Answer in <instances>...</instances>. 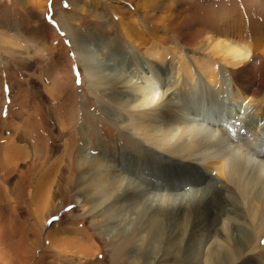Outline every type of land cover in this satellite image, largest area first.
Masks as SVG:
<instances>
[{
  "label": "bare ground",
  "instance_id": "6f19581e",
  "mask_svg": "<svg viewBox=\"0 0 264 264\" xmlns=\"http://www.w3.org/2000/svg\"><path fill=\"white\" fill-rule=\"evenodd\" d=\"M249 2L232 8L234 14H213L192 12L180 0H136L134 10L139 8L147 31L131 34L123 19L119 23L124 39L145 60L132 66L130 51L117 53L107 71L94 62L95 49L74 41V25L66 26L85 77L100 84L94 97L121 133L118 141L128 146L101 145L92 130L101 120L85 109L84 101L77 105L75 96L67 95L48 109L50 128L56 127L62 138L65 168L62 159L50 161L56 148L43 147L38 158L48 167L37 181L25 174L9 182V170L26 148L15 133L1 131L0 263L24 261L15 258L24 259V253L15 254L7 243L8 230L16 226L9 192L25 191L36 210L48 203L57 174L65 170L63 187L74 193L71 203L85 229L53 232L49 243L70 264L93 260L105 241L110 264H169L170 250L173 264H264V246H258L264 237V157H250L248 151L264 133L242 127L241 119L215 100L227 96L237 103L247 125L254 118L264 120V0ZM0 39L7 38L0 34ZM44 115L40 110L42 121ZM27 183L38 187L30 193ZM115 239H121L119 245ZM125 247L134 248L135 256L123 253ZM142 253L149 263L140 260Z\"/></svg>",
  "mask_w": 264,
  "mask_h": 264
},
{
  "label": "rangeland",
  "instance_id": "374dc122",
  "mask_svg": "<svg viewBox=\"0 0 264 264\" xmlns=\"http://www.w3.org/2000/svg\"><path fill=\"white\" fill-rule=\"evenodd\" d=\"M29 1L0 0V34L7 38L4 40L6 42L0 39V135L1 131L8 129V133H15L12 134L14 138L26 148V152L19 156L16 167L14 166L15 168L12 167L9 170L11 172L8 175L9 182H14L18 177L25 174L29 179H33L31 181H37V177L42 175L48 167L47 163L38 158L44 154L43 147L47 148L48 151L51 147L52 149L56 148L52 150L53 152L51 151L50 161H57L59 158L63 161L61 166L66 164L67 156H61L62 138L57 133L56 127L50 128L49 123L52 121L49 119L48 109L51 108L52 102L63 103L65 97H71L72 94L75 96L77 105L84 101L85 109L101 120L92 129L95 136L100 137L99 143L101 145L105 143V145L111 146L114 143H120L122 146H128L125 141L123 143L118 141L121 133L114 126L110 117L104 115V111V113L102 112L99 97H94L95 94L93 95V93L99 92L97 88L100 84L97 83V85L99 84L97 86L87 76L85 77L79 59L70 43L71 40L67 35L66 26L74 25L76 31L70 26L71 32L76 36L74 41L83 40L87 48L91 51L95 49L98 61L92 59L99 67L106 68V71L113 67L117 53L130 51L129 59L132 66L135 62L139 64L145 60L143 53L134 48L126 38L124 39L119 23L123 19L125 27L131 34L147 29L148 25L143 19L141 20L143 16L139 8L138 11L134 10L133 3L136 0H131V2L128 0H33L36 3H31L32 5L29 4ZM180 1L192 12L203 10L204 13L213 14L226 12L228 14L229 11H231L230 14H234L235 9L242 8L243 1L249 2V0H215L216 3H205L204 0L202 2L200 0ZM260 1L250 0L249 3L257 5ZM234 5H237L235 6L237 8ZM130 21H135V27L132 26V23L130 24ZM8 36H13L14 40ZM173 45L174 43L169 44V46ZM181 48L182 56L189 60L187 49ZM6 51L10 52L7 53ZM97 65L96 67L99 69ZM40 110L46 114L44 121L40 117ZM47 127L51 129L52 140L47 137ZM8 133L5 131L4 134L7 135ZM42 134L43 136H40ZM87 137L91 142L90 146L94 147V136L90 134ZM55 181L57 184L55 183L52 187L51 198H49L48 203H43L38 208L35 207L36 210L32 209L28 197L25 196V191L21 192L15 188L13 189L15 192H9L7 204L11 211L14 209L16 226H12L8 230L6 236L9 241L7 243L13 245L15 254L24 253V259L15 255V258L24 260L19 261L20 264H70L69 258L64 256L62 251L53 249L49 243V236L53 232L64 235L70 229H85V220L71 203L74 193L70 189L64 188L65 170L57 174ZM72 186L73 190L78 188V185ZM6 187L10 190V183H6ZM36 187L27 183L26 188L32 193V188L36 189ZM120 241L121 239H115L113 244L119 245ZM109 245L107 241L103 242L99 255L84 264L112 263ZM258 246H264V237L258 241ZM133 250L134 248L125 247L123 253L135 256ZM171 254L172 251L170 250L167 256L170 258L169 264H173L171 261L174 259V255ZM142 255L139 257L140 260L149 263V257L143 253ZM140 260L139 262H141ZM124 262H126L125 258Z\"/></svg>",
  "mask_w": 264,
  "mask_h": 264
}]
</instances>
